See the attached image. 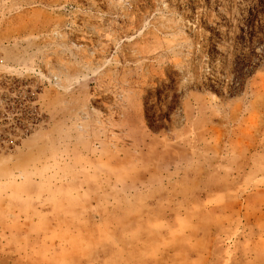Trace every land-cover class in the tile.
Masks as SVG:
<instances>
[{"label":"rangeland","instance_id":"374dc122","mask_svg":"<svg viewBox=\"0 0 264 264\" xmlns=\"http://www.w3.org/2000/svg\"><path fill=\"white\" fill-rule=\"evenodd\" d=\"M0 264H264V0H0Z\"/></svg>","mask_w":264,"mask_h":264}]
</instances>
